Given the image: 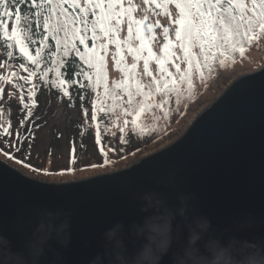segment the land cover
Segmentation results:
<instances>
[{
	"label": "water",
	"instance_id": "95a60500",
	"mask_svg": "<svg viewBox=\"0 0 264 264\" xmlns=\"http://www.w3.org/2000/svg\"><path fill=\"white\" fill-rule=\"evenodd\" d=\"M0 264H264V67L127 168L53 183L0 159Z\"/></svg>",
	"mask_w": 264,
	"mask_h": 264
},
{
	"label": "snow or ice",
	"instance_id": "6c2138e0",
	"mask_svg": "<svg viewBox=\"0 0 264 264\" xmlns=\"http://www.w3.org/2000/svg\"><path fill=\"white\" fill-rule=\"evenodd\" d=\"M149 2L162 8L169 18L167 25L154 23L147 13L142 19L136 18L132 0H0V40L5 44L7 57L18 52L33 66L29 71L25 63L19 64L28 73L19 77L25 85L38 73L47 81L53 71L56 79L51 84L62 91L65 85L72 84L86 88L80 77L93 88L103 82L105 96L122 100L124 116L133 117L131 121L123 120V124L139 127L143 114L163 108L173 93L179 102L184 86L189 90L194 87L197 73L203 79L205 72L211 74L216 65L224 66L229 59L234 62L238 54L243 56L246 48L264 37V0H144L145 4ZM123 25L127 26L125 40L119 36ZM154 29H162L159 52L153 50L152 42L157 40ZM134 40L139 41L138 46H134ZM113 43L118 52L127 45L133 62L124 63L123 55L119 59L113 57L124 78L110 86L106 59L108 45ZM42 65L47 66L40 71ZM9 75L16 79L14 72ZM34 88V83L28 88L30 95ZM65 94L71 99L70 93ZM23 106L29 108L27 103ZM31 114L28 111L27 115ZM5 135L11 136L12 132L5 131ZM23 166L31 167L27 163Z\"/></svg>",
	"mask_w": 264,
	"mask_h": 264
},
{
	"label": "rangeland",
	"instance_id": "374dc122",
	"mask_svg": "<svg viewBox=\"0 0 264 264\" xmlns=\"http://www.w3.org/2000/svg\"><path fill=\"white\" fill-rule=\"evenodd\" d=\"M161 2L162 0H157V3ZM132 4L136 9L134 13L136 18L142 19L147 13L154 23L158 21L162 25H167L169 18L164 14L162 8H157L156 5L151 2L145 4L144 0H132ZM122 27L123 30L119 36L121 40H125L127 38V26L123 25ZM154 31L157 40L152 42L153 50L159 52L160 45L163 43L162 29H154ZM263 41L264 39L261 42ZM104 42L107 43L106 40ZM133 44L134 46H138L139 41L134 40ZM100 54L104 55V52L100 51ZM121 55L125 57L124 63L130 65L133 62L132 54L127 51V45H123L122 50L119 52L114 43L108 45L106 73L110 86H114L117 81L124 78V73L117 70L113 59L114 56L119 59ZM263 59L264 42L259 47L251 45L246 55L232 64V70L224 74L220 71V74L209 82V85L204 79H201L199 73H197L194 77V87L191 89L192 92L186 91V94L189 93L192 102L182 101L180 100V96L178 98L179 102H177V96L173 93L171 97L168 98L169 102L163 108L156 107L145 112L142 117L143 122L139 127L131 123L127 126L123 124V120L126 119L131 121L133 117L124 116L122 111V100L117 102L115 99L105 96L103 83H100V86L95 89L96 94L90 98L88 105L79 109L61 104L60 102L53 103L50 108L47 109L46 104L48 103L49 97L46 91L43 90L39 95L41 100L38 102L39 108L37 109V103L35 105H29L28 108V111L32 113L30 117L36 119L40 127L37 130L36 142L30 146V152L33 154L28 158L31 160H25V162H23L31 165V167H24L23 163L15 166L11 161H3L15 166L19 171L26 173V175L34 179L53 183H68L73 180L109 174L116 169L120 170L127 168L182 138L196 118L204 112L206 108L212 105L216 99L222 96L238 76L252 73L263 68L264 64L258 68H254V66L258 65ZM121 67H123V64ZM152 67L155 69V65H152ZM2 68L3 66L0 64V69ZM140 68L142 70V61L140 62ZM14 73L16 79H13V77L9 75L7 80V93L9 97L18 93L23 104L28 103L34 96L27 92L28 89L24 81L19 79L21 76H28V73L20 72L17 74L15 71ZM2 77L3 75L0 73V100L1 92L4 88V83L1 81ZM144 83H148L147 77L144 78ZM121 95H123V93H121ZM21 97H23V99H21ZM156 100L159 102L160 97L157 96ZM187 105H189V109ZM8 111L9 109L0 106V126L3 128H8L13 125L8 118ZM93 116L97 117V119H93ZM76 122H79L82 126L86 125L87 127H91V124L93 127L96 122L99 124V144L95 141V137L93 138L94 143H92L90 139V145L85 155L82 154L83 151H81V155L76 156L79 154V148L84 149L83 147L88 145L86 140L84 143L81 142L83 138H81L80 133L76 135V133L72 131V125ZM26 125H29V123ZM78 127L83 128L80 127V125H78ZM140 127H143L144 130L141 131ZM55 128L58 130V133L53 131ZM121 128L124 130L121 131ZM93 130L94 128H92V131ZM54 134L59 137L57 141L55 140ZM140 134L145 135L147 143L144 142L143 145L137 144L136 147H142L136 152L129 153L128 150L135 146L137 141L136 137ZM102 148L103 151H101ZM113 149H115V151H113ZM96 151H99V155ZM2 152L6 153L4 150H2ZM83 156L85 162H90L91 165L89 166L101 167L102 169H96L95 167L87 168L83 167L84 164L80 165L82 162L77 157L82 158ZM7 157L10 159L9 156ZM99 157L106 163L111 161L115 163L105 165L103 163L96 164L95 162L100 161ZM73 159L75 162H73ZM70 162L77 167V170L74 171V176L48 177L72 172L73 167H71ZM32 168L38 169L39 171H33ZM46 173H53V175H46Z\"/></svg>",
	"mask_w": 264,
	"mask_h": 264
},
{
	"label": "trees",
	"instance_id": "16d2710c",
	"mask_svg": "<svg viewBox=\"0 0 264 264\" xmlns=\"http://www.w3.org/2000/svg\"><path fill=\"white\" fill-rule=\"evenodd\" d=\"M264 39V37L260 38L258 43H253L252 45H255L256 47H259L263 44V42H261ZM49 43H52L51 41H49ZM89 47H92V41L89 40ZM39 45H33V48L37 47ZM82 48V46H80ZM250 49V47L246 48L245 53L243 56H240L239 54L236 56L235 61L244 57L247 53V51ZM7 50L5 47V44L2 40H0V64L3 66L2 69H0V73L3 75L2 77V82L4 83V88L3 91L1 92V100H0V106L9 109L8 113H9V120L13 123L12 126L10 127H6L3 128L2 126H0V158L6 160V161H11L15 166L19 165L20 163H17V161H22L25 162V160H31L30 158H28L29 156H31L33 153L30 152V146L36 142V134H37V130L40 128L37 120L34 118H31L30 116L27 115V111L29 109H25L24 108V104L23 101L20 100L18 93L12 95L11 97H9L8 93H7V80L9 78V74L11 72H17V74H19L20 72L23 73V71L19 68V64L20 63H25V65L29 68V71L32 70L33 66L30 65L25 59H22L18 52L14 54L13 57H7ZM101 55V54H100ZM78 59V58H77ZM234 61V62H235ZM232 62L231 59H229L226 62V65L224 66H220V65H216L214 67V70L211 74L205 72L204 74V81L207 82V84L209 85L210 81L218 76L221 72H229L232 67V64L234 63ZM264 64V59L263 61H261L258 65L254 66V68H258L259 66ZM11 66V67H10ZM47 65H42L40 71H43L44 67H46ZM85 70L87 71V66H84ZM94 71V70H93ZM74 79H77L75 77H73ZM56 76H55V72L53 71L52 73H49V76L47 78V81H45L44 79H42L39 75V73L37 74L36 77H32L31 78V82L30 84L26 85V88L28 89L29 87H31V84H35V88L32 91V95L34 96V98L30 99L29 102L27 103L28 105H35L37 103V109L39 108V104L38 102L41 101L39 98V95L41 93V91L45 90L47 93V96L49 97L48 103L46 104V108L49 109L50 106L53 103H57L60 102L61 104L64 105H68L70 107L79 109L81 107H84L86 105H88L90 98L96 94V90L97 88H93L92 84L88 81H85L83 77L78 78L80 83H84L87 85L86 88H81L79 86V84H72V85H65L64 86V91H62L59 87L53 86L51 84L52 80H55ZM103 83V82H101ZM0 88H1V82H0ZM65 91L67 93H70L71 95V99L69 98V95L65 94ZM186 91L188 92H192L191 90L188 89L187 85L184 86V88L181 91V95H180V100L182 101H190L192 102L189 93L186 94ZM28 92V91H27ZM29 96V95H28ZM26 101V100H25ZM33 101H35V104H33ZM188 109L190 108L189 105H187ZM15 120V121H14ZM14 121V122H13ZM21 121H23V123H21ZM103 122V121H102ZM27 123H29V125H26ZM78 125H80V127L83 128H79ZM98 122H96L94 124V126L92 127H87L86 125L80 124L79 122L74 123V125H72V131H74L77 135V133H80L81 138H83L81 140L82 143H84V141L86 140L88 145L86 147L79 148L78 151V155H81V151L82 154H86L87 152V148L90 145L89 140L91 139L92 143H94L93 138L95 137V141L99 144L98 141ZM92 128H94V130L92 131ZM5 131H10L12 132L11 136H7L5 135ZM53 131H55V133H58V130L55 128ZM18 133V136H17ZM60 135V133H59ZM55 140L57 141L59 139V137L55 136ZM136 144L133 148L129 149V153L132 152H136L140 149V147H136L137 144H142L144 142L147 143V141L145 140V135L144 134H140L136 137ZM9 145H12V147H9ZM70 146V145H69ZM2 150L6 151V153H8V156L10 159H8L7 156H5V153L2 152ZM96 153L98 154L99 151H96ZM99 155V154H98ZM74 156V155H73ZM37 157V156H34ZM82 163H80V165L84 164L83 167H87V168H92L95 166H89L91 165L90 162H85V158L84 156L82 158L77 157ZM127 158V157H126ZM98 162H95L96 164H101L103 163L105 164H113L115 163L114 161H111L109 163H106L102 160V158L99 157ZM93 163V164H95ZM71 167H73L72 172L68 173V174H58L56 176H48V177H57V176H65V175H69V176H74L75 174V170H77V167L73 165V163H71ZM96 169H102L101 167H95Z\"/></svg>",
	"mask_w": 264,
	"mask_h": 264
},
{
	"label": "bare ground",
	"instance_id": "6f19581e",
	"mask_svg": "<svg viewBox=\"0 0 264 264\" xmlns=\"http://www.w3.org/2000/svg\"><path fill=\"white\" fill-rule=\"evenodd\" d=\"M243 75H245V74H243ZM243 75L238 76L235 80H237L238 78L242 77ZM235 80H234V81H235ZM147 154H148V153H147ZM141 159H142V158H141Z\"/></svg>",
	"mask_w": 264,
	"mask_h": 264
}]
</instances>
